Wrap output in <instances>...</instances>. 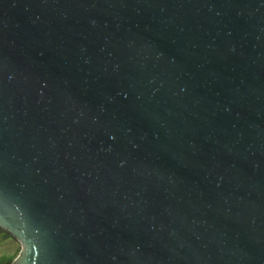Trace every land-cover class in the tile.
I'll return each instance as SVG.
<instances>
[{
  "label": "water",
  "instance_id": "1",
  "mask_svg": "<svg viewBox=\"0 0 264 264\" xmlns=\"http://www.w3.org/2000/svg\"><path fill=\"white\" fill-rule=\"evenodd\" d=\"M0 221L11 264H264V0H0Z\"/></svg>",
  "mask_w": 264,
  "mask_h": 264
},
{
  "label": "rangeland",
  "instance_id": "2",
  "mask_svg": "<svg viewBox=\"0 0 264 264\" xmlns=\"http://www.w3.org/2000/svg\"><path fill=\"white\" fill-rule=\"evenodd\" d=\"M20 246L12 239H2L0 236V264H9L15 259Z\"/></svg>",
  "mask_w": 264,
  "mask_h": 264
},
{
  "label": "trees",
  "instance_id": "3",
  "mask_svg": "<svg viewBox=\"0 0 264 264\" xmlns=\"http://www.w3.org/2000/svg\"><path fill=\"white\" fill-rule=\"evenodd\" d=\"M0 236H1V238L2 239H12L6 232H4V231H2V230H0ZM13 240V239H12ZM20 250V249H19ZM19 253V252H18ZM18 253L16 254V256L18 255ZM16 256H15V258H16ZM12 263V261L9 263V264H11Z\"/></svg>",
  "mask_w": 264,
  "mask_h": 264
},
{
  "label": "snow or ice",
  "instance_id": "4",
  "mask_svg": "<svg viewBox=\"0 0 264 264\" xmlns=\"http://www.w3.org/2000/svg\"><path fill=\"white\" fill-rule=\"evenodd\" d=\"M2 222V221H0ZM13 231H16L15 227L13 228ZM17 235L20 236L21 238H23V233L22 232H17Z\"/></svg>",
  "mask_w": 264,
  "mask_h": 264
}]
</instances>
